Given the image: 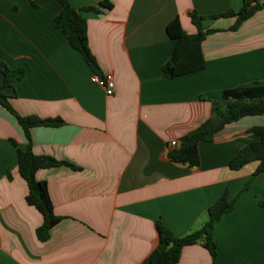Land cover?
<instances>
[{
	"label": "crops",
	"instance_id": "1",
	"mask_svg": "<svg viewBox=\"0 0 264 264\" xmlns=\"http://www.w3.org/2000/svg\"><path fill=\"white\" fill-rule=\"evenodd\" d=\"M0 0V58L24 68L4 90L15 111L59 117L60 126L31 129L35 154L69 162L39 169L53 209L62 217L41 241L40 211L27 203L17 147L27 139L16 116L0 103V264H140L157 246V221L176 237L200 229L208 208L228 191L234 208L215 224L216 264H264V172L258 161L235 170L227 164L258 136L263 115L227 124L199 144L197 166L177 163L169 152L177 140L212 115V101L230 88L264 83V8L237 30L244 0H71L83 12L88 42L102 73L115 79L112 95L92 81L81 53L54 25L58 0ZM205 16L219 31L202 43L204 69L167 78L161 67L176 40L167 25L179 17L195 33L189 12ZM3 74L0 72V85ZM177 145V146H178ZM176 264H212L201 244L187 245Z\"/></svg>",
	"mask_w": 264,
	"mask_h": 264
},
{
	"label": "trees",
	"instance_id": "2",
	"mask_svg": "<svg viewBox=\"0 0 264 264\" xmlns=\"http://www.w3.org/2000/svg\"><path fill=\"white\" fill-rule=\"evenodd\" d=\"M58 1L61 4V10L54 16V25L65 33L69 43L81 53L92 71L95 74L103 75L89 48L87 19L83 15V12L102 13L103 10L96 5L76 8L72 5L71 0ZM30 2L35 4L33 0ZM263 8L264 0H244V6L239 12L229 10L209 18L235 16L236 21L230 29L237 30L247 19ZM189 16L196 26L195 33L185 31L179 17L167 25L168 35L176 40L171 57L161 67L163 76L167 78L204 69L206 60L202 43L208 34L219 31L217 28L206 27L204 25L206 17L196 9L191 10ZM0 72L3 74V83L0 85V103L16 116L28 141L25 149L17 147L18 168L20 175L28 185L27 203L36 207L43 216V223L37 228L36 233L41 241H45L49 238L50 230L60 222L62 217L55 214L47 183L38 180L36 173L42 168L60 165L75 166L49 155L35 154L32 149L31 129L36 126H60L64 124V120L59 117L41 118L36 115L22 116L18 114L9 101V95L4 90L9 87L14 88L17 82L24 77L25 69L22 67L13 69L0 58ZM263 114L264 83L226 89L223 91L221 101H212V115L200 126L183 135L180 138V144L170 150L169 157L177 163L197 166L200 163V142L212 141L218 131L242 117ZM249 131L256 134L258 139L248 143L227 164L230 168L238 170L252 161L259 162L252 179L246 183L243 190L249 187L256 175L264 172V126H254ZM237 197L230 199L228 191L225 190L223 195L209 206L206 223L200 229L181 237L174 236L161 221H157L158 244L140 264H176L181 258L183 248L195 243H201L210 252L212 264H216L218 246L213 237L214 227L223 215L234 208Z\"/></svg>",
	"mask_w": 264,
	"mask_h": 264
},
{
	"label": "built area",
	"instance_id": "3",
	"mask_svg": "<svg viewBox=\"0 0 264 264\" xmlns=\"http://www.w3.org/2000/svg\"><path fill=\"white\" fill-rule=\"evenodd\" d=\"M92 81H94L98 85H100L103 88H105L106 93L108 95H112L114 93V90H115V79H114V76L111 73H105L103 75L94 74L92 76ZM171 145L172 146H177L178 145V141L177 140H172L171 141Z\"/></svg>",
	"mask_w": 264,
	"mask_h": 264
}]
</instances>
